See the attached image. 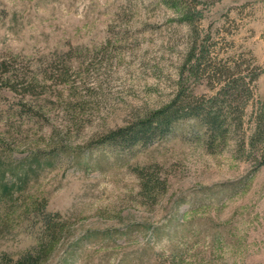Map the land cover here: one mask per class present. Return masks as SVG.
Returning a JSON list of instances; mask_svg holds the SVG:
<instances>
[{"label":"rangeland","instance_id":"obj_1","mask_svg":"<svg viewBox=\"0 0 264 264\" xmlns=\"http://www.w3.org/2000/svg\"><path fill=\"white\" fill-rule=\"evenodd\" d=\"M187 1L192 20L165 0H0V56L42 83L0 85V264H264V140L247 144L264 110V0ZM256 71L240 126L212 148L197 117L149 144L98 142L180 89L212 96ZM154 164L168 183L153 203L137 170Z\"/></svg>","mask_w":264,"mask_h":264},{"label":"trees","instance_id":"obj_2","mask_svg":"<svg viewBox=\"0 0 264 264\" xmlns=\"http://www.w3.org/2000/svg\"><path fill=\"white\" fill-rule=\"evenodd\" d=\"M165 1L173 6L181 7L185 18L192 20V5L187 3V0ZM63 55L66 57L63 61L66 65L59 71L53 67V70H57L60 83L69 81L71 67L67 62L73 58L71 50ZM18 60L17 54L0 56V85L24 95L37 93L36 90L42 86L40 77L31 65L26 64L22 67L23 63L20 64ZM260 73L261 71H256L249 75V81H245L247 77L244 76L241 83L238 79H233L212 96L197 95L180 89L169 103L150 111L143 117L134 119L127 125L110 130L98 142L119 144L123 147H133L138 143L149 144L167 136L173 125L180 119L197 117L207 126L209 146L212 148L213 143L210 142L216 141L219 137H225L232 127L240 126L246 104L253 94L250 82L256 80ZM221 75L220 71H215V76ZM45 78L48 80L54 77L46 75ZM256 123L255 131L247 143L251 148L264 140V110L257 113ZM255 158L258 166L264 164V152ZM137 174L141 180V194L150 198L153 203L156 202L159 195L166 191L168 183L161 166L158 164L145 166L138 169ZM45 221L53 227L48 219ZM40 258V255H25L20 261L21 264H37Z\"/></svg>","mask_w":264,"mask_h":264}]
</instances>
